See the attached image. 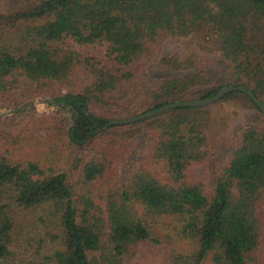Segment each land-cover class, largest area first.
<instances>
[{"label":"trees","instance_id":"1","mask_svg":"<svg viewBox=\"0 0 264 264\" xmlns=\"http://www.w3.org/2000/svg\"><path fill=\"white\" fill-rule=\"evenodd\" d=\"M194 34L211 39L203 54L164 52ZM68 38L105 44L104 58ZM224 87L264 103V0H0V109L37 96L59 109L0 121V264H264V115L250 98L217 102L244 111L232 135H211L207 108L111 124Z\"/></svg>","mask_w":264,"mask_h":264},{"label":"rangeland","instance_id":"2","mask_svg":"<svg viewBox=\"0 0 264 264\" xmlns=\"http://www.w3.org/2000/svg\"><path fill=\"white\" fill-rule=\"evenodd\" d=\"M211 39L204 35H191L190 37L180 41L173 42L168 41L165 44L164 52H172L174 50L179 51L182 55H190V54H203L201 51V46H210ZM64 47L68 50L75 53H86L90 56H93L97 59H103L106 52L105 44H85L78 45L71 39L64 40ZM212 66L210 67V74L212 79L214 80H224L227 77V73L224 71L223 65L215 58H211ZM149 73L154 76L165 75L167 72H162L158 70L151 69ZM61 89L54 88V92H59ZM51 97L49 96H37L31 100L28 105L23 106L22 108H26L23 113L34 112L36 116L43 115H54L59 109L55 108L51 104ZM209 110L210 114V133L212 136H215L219 133L232 135L235 128L241 125L242 116L244 114L243 109L234 102H219L214 105L205 107ZM11 109H0V121H6L14 116V114H9L8 112ZM21 113V114H23ZM64 116L68 117V114L64 112ZM231 151V148L224 147L221 157L226 158ZM203 172V168L198 166L194 167L190 174L197 178ZM137 261L135 258L131 263L134 264Z\"/></svg>","mask_w":264,"mask_h":264},{"label":"water","instance_id":"3","mask_svg":"<svg viewBox=\"0 0 264 264\" xmlns=\"http://www.w3.org/2000/svg\"><path fill=\"white\" fill-rule=\"evenodd\" d=\"M230 92H241L245 94L248 98L251 99V101L259 108V110L262 112L264 115V103L261 102L259 99H257L252 92L247 90L244 87H224L220 89L217 94L211 98L208 99H203V100H194V101H185V102H176L172 103L166 106H163L157 110L150 111L147 113H144L142 115L133 117V118H128L124 120H119L112 122L111 124L113 125H126V124H131V123H137L140 121H144L150 118H153L155 116H158L162 113L177 109V108H205L211 105H214L218 101H220L226 94ZM26 110V108H19L17 110H10L8 113L9 114H16V113H23Z\"/></svg>","mask_w":264,"mask_h":264}]
</instances>
